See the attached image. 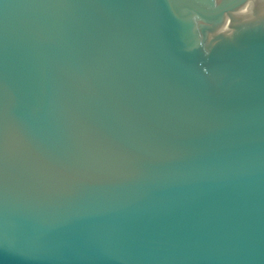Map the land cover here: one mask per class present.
Segmentation results:
<instances>
[{
	"label": "water",
	"instance_id": "obj_1",
	"mask_svg": "<svg viewBox=\"0 0 264 264\" xmlns=\"http://www.w3.org/2000/svg\"><path fill=\"white\" fill-rule=\"evenodd\" d=\"M0 264H264V0H0Z\"/></svg>",
	"mask_w": 264,
	"mask_h": 264
}]
</instances>
